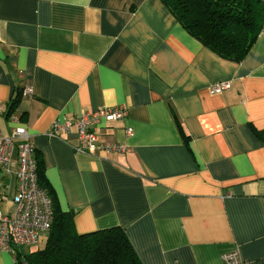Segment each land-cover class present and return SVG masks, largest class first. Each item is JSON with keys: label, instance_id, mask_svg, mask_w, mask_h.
Returning <instances> with one entry per match:
<instances>
[{"label": "crops", "instance_id": "obj_1", "mask_svg": "<svg viewBox=\"0 0 264 264\" xmlns=\"http://www.w3.org/2000/svg\"><path fill=\"white\" fill-rule=\"evenodd\" d=\"M0 102L3 131H28L79 234L121 227L142 264H225L235 250L264 264V29L236 63L161 0H0ZM118 106L128 116L97 131L125 152L78 153L76 128L47 135Z\"/></svg>", "mask_w": 264, "mask_h": 264}, {"label": "trees", "instance_id": "obj_2", "mask_svg": "<svg viewBox=\"0 0 264 264\" xmlns=\"http://www.w3.org/2000/svg\"><path fill=\"white\" fill-rule=\"evenodd\" d=\"M176 21L219 57L241 63L264 29L263 0H161ZM257 136L264 140V131ZM38 183L51 196L54 222L46 247L19 255L17 264H142L121 227L79 234L74 212H63L36 156Z\"/></svg>", "mask_w": 264, "mask_h": 264}, {"label": "built area", "instance_id": "obj_3", "mask_svg": "<svg viewBox=\"0 0 264 264\" xmlns=\"http://www.w3.org/2000/svg\"><path fill=\"white\" fill-rule=\"evenodd\" d=\"M230 88V82L212 86L216 94ZM30 94L31 87L24 90V95ZM3 111L4 105L0 102V117ZM127 116L128 109L124 106L99 108L83 113L74 121L54 122L47 135L59 138L76 128L78 153H92L99 148L122 153L126 146L111 142L102 144L97 129L102 123L110 124ZM127 133L131 136L133 130ZM36 152L25 128L19 127L12 134H6L0 124V254L9 253L16 263L21 255L18 249L36 246L42 234L50 233L54 222L53 200L38 183ZM223 261L225 264H246L238 250L224 254Z\"/></svg>", "mask_w": 264, "mask_h": 264}, {"label": "rangeland", "instance_id": "obj_4", "mask_svg": "<svg viewBox=\"0 0 264 264\" xmlns=\"http://www.w3.org/2000/svg\"><path fill=\"white\" fill-rule=\"evenodd\" d=\"M3 210H4V207H3ZM49 235H50V233L42 234L40 242L31 249L25 248V247H20L18 250H21V252L25 253V254H30V253H33L35 251L42 250L46 247L47 241L49 239Z\"/></svg>", "mask_w": 264, "mask_h": 264}]
</instances>
